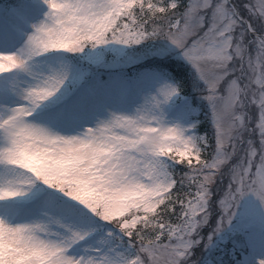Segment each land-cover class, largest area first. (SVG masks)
Masks as SVG:
<instances>
[{"label":"snow or ice","instance_id":"6c2138e0","mask_svg":"<svg viewBox=\"0 0 264 264\" xmlns=\"http://www.w3.org/2000/svg\"><path fill=\"white\" fill-rule=\"evenodd\" d=\"M0 264H264V0H0Z\"/></svg>","mask_w":264,"mask_h":264}]
</instances>
